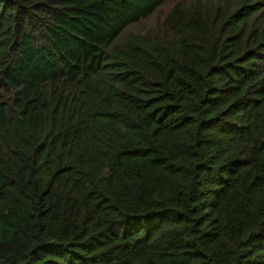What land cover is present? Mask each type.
Wrapping results in <instances>:
<instances>
[{"label":"trees","instance_id":"trees-1","mask_svg":"<svg viewBox=\"0 0 264 264\" xmlns=\"http://www.w3.org/2000/svg\"><path fill=\"white\" fill-rule=\"evenodd\" d=\"M0 264H264V0H0Z\"/></svg>","mask_w":264,"mask_h":264}]
</instances>
